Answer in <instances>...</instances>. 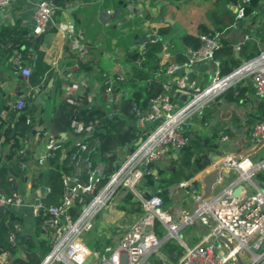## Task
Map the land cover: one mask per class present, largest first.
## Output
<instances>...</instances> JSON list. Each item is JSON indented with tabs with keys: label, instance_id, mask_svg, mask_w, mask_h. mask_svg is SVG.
Listing matches in <instances>:
<instances>
[{
	"label": "built area",
	"instance_id": "obj_1",
	"mask_svg": "<svg viewBox=\"0 0 264 264\" xmlns=\"http://www.w3.org/2000/svg\"><path fill=\"white\" fill-rule=\"evenodd\" d=\"M16 1L19 0H0V17H4L9 5ZM248 2L239 0L237 18L246 15L244 6ZM55 8L52 0H38L35 3L33 25L27 32L28 37L44 32ZM199 40L197 48L187 50L183 62H171L155 73V78L160 77L157 81L162 87L161 94L149 100L143 110L133 107L137 126L144 136L134 146L127 148L120 164L110 174L105 172L106 165L93 160L99 140L92 133L98 120L86 123L72 117L69 133L74 136L75 149L67 156L68 170L60 172L58 202L47 204L43 201L48 187H44L43 197L38 195L31 201L17 189H11L10 193L0 192V211L18 215L16 210L27 206L34 217L43 219L41 230L48 239L49 250L38 264H87L90 258L95 264H146L147 259L157 255L162 243L168 239L176 240L182 249L180 257L172 264H240V261L243 264H264V192L259 187V183L264 182L259 178V174L264 173V156L258 159L249 156L251 151L264 148V117H255L249 126L246 138L248 150L224 153L218 159L212 157L201 170L202 179L207 173L213 172L215 175L208 197H203L202 179L195 175L170 189L173 195L176 190L192 186V181L198 180L199 188L192 187L190 191L191 207H165L158 192L144 194L138 189L143 174L150 171L153 163L174 154L175 150L179 153L190 143L193 121L225 91L239 83L246 84L252 88L257 102L264 103V48L230 72L221 74L219 62L213 57L218 47L217 36L200 34ZM76 49L79 52L78 62H85L87 49L82 45H76ZM204 60H212L215 64V71L206 86L183 73L185 68ZM135 63L138 64L139 60ZM13 64L28 79L31 67L23 63L21 52L17 51ZM125 79L124 67L104 77L106 103L116 102L114 85ZM173 89L179 91L177 97ZM180 96L186 98L177 102ZM25 99V93L19 94L8 108L0 110V118H5L9 110L17 113L23 111ZM66 102L73 106L80 105L73 98H66ZM26 122L31 123L29 116ZM34 131L43 141V147L35 157L36 166L41 168V172L56 171L49 161L65 152L62 137L58 138L48 129ZM222 139L226 140L227 137ZM28 141L27 138L25 143ZM22 151L20 146L16 154ZM20 168L26 170L24 177L27 182V178H32L31 170L34 167L21 162ZM120 188H127L133 193L143 212L125 228L117 244L106 246L104 254L98 257L85 243L86 235L93 229L96 217L107 208ZM4 220L9 247L0 254V264H8L11 260L17 236L24 230L20 221L10 220L9 214L5 215ZM154 220L162 227L161 236L156 233ZM188 226H204L207 230L198 241L190 244L183 236Z\"/></svg>",
	"mask_w": 264,
	"mask_h": 264
},
{
	"label": "crops",
	"instance_id": "obj_2",
	"mask_svg": "<svg viewBox=\"0 0 264 264\" xmlns=\"http://www.w3.org/2000/svg\"><path fill=\"white\" fill-rule=\"evenodd\" d=\"M37 1L19 0L10 4L4 17H0V26L9 23L10 25L18 24L19 27H23L29 31L33 25V9ZM238 4L239 0L70 1L58 14L52 16L50 24H52L51 28L53 30L45 33L40 45V49L44 53L43 62L48 67V72L45 71L40 83L35 85L29 84V79H25L21 75L20 70L14 68L13 60L19 50L13 48L14 44L11 43L12 41L3 42L0 45V110L8 108L10 106L9 103L14 102L19 94L25 93L27 106L33 112L32 115L36 119L33 131L35 129H48L52 131L49 123L52 112V102L50 99L58 101L66 95L78 98V96L83 94L86 95V100L90 104L98 105L109 111L110 107L106 103L105 95L102 92L104 77L124 67L126 59L124 54L126 51H142L141 46L147 41H138L142 35L147 37L157 36V39L160 41L161 49L157 55L159 63L162 65L161 68L171 62H177L175 60L177 57L186 58L187 50L191 47L184 44L181 37L184 34L197 36L200 26H204L211 34H215L217 38L227 40L233 48V56L242 62L245 60L246 40L252 39L257 43L258 49L264 48V40L261 43L259 41L260 35H258L259 28H264V0H260L258 5L257 14H259V19L255 23H251L248 15H245L243 18H237ZM133 9L137 12H133ZM8 43H10V46H8ZM76 45H82L87 49L86 60L83 63L78 62L79 52L76 49ZM242 45L243 51L240 48ZM8 51H11L12 54L6 58ZM22 58L23 63L30 65L32 70L35 59L34 49L29 48L26 54H22ZM214 71V62L212 60H204L185 68L183 73L197 81L200 85L206 86L210 82ZM157 79L159 80L160 77H157ZM127 95L128 93L124 91L117 95V99L120 100L123 96ZM182 100L183 96H180L176 101L180 102ZM251 100L253 107L250 112L254 113L256 112V105L259 102H257L253 92H251ZM213 102L210 105L212 106V114L207 125L205 127L202 126L196 121L198 119L196 118L193 121L192 131L207 134L211 126L222 120L220 119L219 109L213 107ZM219 102H221L220 107L226 108L232 113V117L227 121L222 120L223 125L221 124L219 132L221 137L218 139L219 147L214 156L230 152L234 153L236 151L245 152L249 147L246 143V138L249 126L255 118L254 115H250L248 108L244 105L223 101L221 97L219 98ZM115 103L118 102L116 101ZM213 110L217 112L218 119L214 124L210 125L209 122L213 118V115H215ZM17 115L18 113L12 118V115L9 114L3 120L4 126L8 124L11 126L10 139L15 137L13 136L15 133L13 127ZM232 118L238 121L233 123L235 121ZM230 131H235L233 137L229 136ZM55 135L63 139L65 133L61 136L56 132ZM66 135L69 136L67 138L70 139L69 144L74 145V136L70 133H66ZM224 136L227 137L226 140L222 139ZM28 140L26 144L28 146L27 152H30L35 159L36 154L43 147V141L39 136L35 135V131L32 135L28 136ZM12 142L13 140L7 142L3 134L0 138V148L4 147L6 143L10 147ZM19 147V145L14 147L15 155ZM8 149L5 150L2 159L5 158ZM68 149L69 147H65V152L63 153L65 168H67V165L69 166V160L66 157ZM126 150L127 147L125 150H123V147L116 149L117 152H122V156L125 155ZM262 150L264 148L255 150L254 152L251 151L249 156L252 159L261 158L264 156ZM170 157L174 158L172 153L163 157L159 163L167 164ZM29 164L34 167L31 170L32 178H27V182L25 181L26 179L22 183L17 182V190L31 201L38 195L43 197L44 187L47 186H34V176L41 168L36 166L35 161ZM48 172L44 171L43 173ZM152 174H156L155 170L152 171ZM200 174L201 171H198L195 173V176L200 179L203 176ZM41 187H43V195L40 191ZM24 189L31 192V198L26 195ZM126 189L118 192L107 208L94 221L93 229L101 228L102 230V228H105V223H107L108 232L106 236L107 240L112 244H114V241L115 243L118 242L125 228L133 222L129 220L135 221L143 212L140 202L134 195L131 201L137 202L139 209L138 211L131 212L129 202L126 203L125 201ZM138 189L144 192V194H148V190H151L145 186L143 187L142 181L139 183ZM170 189L167 191L170 197L169 200L171 201L167 206L175 205L189 208L193 205L192 201L189 202L185 197L180 198V190H176V194L171 195ZM184 199L186 200V204L183 203ZM132 208H135V205H132ZM126 210H129V212H126ZM15 213L18 215L26 214L23 226L27 228L26 231L28 233L31 232L32 228H34V216L30 213L29 207L19 208ZM206 228L204 226H191V230L184 237L190 244H193L206 232ZM91 231L86 235L87 240L89 239L88 236L90 235L91 237V234H93ZM93 235L96 236L95 233ZM151 256L147 259L146 264H153ZM155 257L160 259L161 264H166V261L162 257L158 255H155ZM168 261L171 262V260ZM240 262V264H243L242 261Z\"/></svg>",
	"mask_w": 264,
	"mask_h": 264
},
{
	"label": "trees",
	"instance_id": "obj_3",
	"mask_svg": "<svg viewBox=\"0 0 264 264\" xmlns=\"http://www.w3.org/2000/svg\"><path fill=\"white\" fill-rule=\"evenodd\" d=\"M52 1L56 6L53 15H56L68 2L74 0ZM259 3L260 0H249L244 6L245 14L250 17L251 23H255L259 19V14H257ZM50 22L44 32L35 37H28L27 29L19 27L18 24L10 25L9 23L0 26V45L6 41H12L11 43L14 44L13 48H17L23 55L29 51V48L34 49V65L28 77L29 84L31 85L40 83L45 71L48 72V67L43 62L44 53L40 49V45L45 33L49 30H53ZM200 34H211V32L204 26H200L197 36L184 34L181 39L184 44L191 48H197L200 44ZM258 35H260L259 41L262 43L264 40L263 27L259 28ZM160 49V41L157 39V36H155L150 37V39L145 42L142 51L133 50L125 52L124 57L126 59L124 68L126 79L125 81L115 83L114 90L117 95L124 91H126L128 95L123 96L120 100L117 99L116 101L118 103H107L110 107L109 111L98 105L90 104L88 100H86V95L83 94L78 96V98L72 95H66L61 97L58 101L50 99L52 102V112L49 118L52 129L51 132L53 133V131H55L59 134L65 133L62 139V146L69 147L66 151V157L75 149L74 145L69 144L70 139H67L69 136L66 135V133L70 132L69 123L71 118L74 117L86 123L97 119L98 123L94 127L92 136L99 140V144L93 154V160L95 163H103L106 165L105 172L107 174L115 170L122 159L118 156V152L116 151L117 147L121 149V147L126 146L129 149V147L134 146L140 137L144 136L137 126L133 107H138L142 110L145 109L148 101L156 98L162 92V87L158 82L159 80L153 76L162 66L159 63V57L157 55ZM259 50L254 40L248 39L245 41V59L254 57ZM11 54L12 52L8 51L6 58L11 56ZM213 57L219 61V70L221 74L230 72L241 63L233 56V48L224 38H218V47L214 50ZM136 60H139L138 64L135 63ZM175 60L177 62H183L185 57H177ZM103 91L104 86L102 87V92ZM251 92L252 88L249 85L239 83L236 87L225 91L220 97L223 101L244 105L250 112L253 107ZM68 97H72L79 101L80 105H70L66 102V98ZM220 97L213 102V107L219 109L220 119L227 121L232 117V113L228 109L220 107ZM32 113L33 112L28 108L26 103L23 111L19 112L15 118L13 127L15 132L13 136L15 137L11 139L9 138L11 126L10 124L4 126L3 120L6 119L9 114L14 118L17 112L10 111L5 118H0V138L4 134L7 142L13 140L10 147L6 143L4 147L0 148V192L10 193L11 189H18L17 182L22 183L25 180L24 174L26 171L20 168V163L36 161L32 154L27 152L28 146L25 143L28 136L33 134L34 124L36 122ZM211 114L212 106H207L196 121L205 127ZM109 115L110 117H108ZM250 115H254V117H264V103H257L256 112H250ZM27 116L31 118L30 124L26 122ZM222 120L210 127L208 136L201 135L198 131L195 132L191 130L190 143L180 149L176 158L170 157L166 165H161L159 161L155 162L150 166V171L143 174L141 180L143 182V187L145 186L153 190L155 188L159 189L158 194L162 197L163 206L166 207L171 200H169L168 191L166 193H161L162 190H168L176 186L182 180L193 177L196 172L204 169L211 161L212 157L216 155L219 147L218 139L221 137L219 132L221 124L223 125ZM232 120L235 121V118H232ZM234 134L235 131L229 132L230 137H233ZM18 145L23 148V151L15 155L14 147ZM7 149L8 152L5 155L7 160L5 158L2 159ZM262 151L264 152V150ZM64 163L65 159L63 155H60L58 158H53L49 161V164H53L56 171H49L48 173L39 171L34 176L35 187L43 185L49 188V191L43 198V201L47 204L57 203L59 200L58 194L61 188L60 172L67 171L68 169L65 168ZM153 170H156L155 175L152 174ZM259 178L264 179V176L259 174ZM193 186L196 189L199 188L200 182L198 180H193L192 186H188L183 190L180 189L181 192H184L185 199H188L190 196V191ZM125 189L126 188H120L118 192ZM132 197V192L126 189V203L129 202L131 212L138 211V203L132 202ZM185 199L183 203L186 204ZM132 205H135V208H132ZM126 212H129V210H126ZM8 214L10 220L16 219L20 221L22 225L26 218V214L15 215L7 211H0V254L4 249L9 247L7 243V224L4 220L5 215ZM42 221L43 219L39 216L34 217V228H32V231L28 233L26 230H23V232L17 236L16 246L12 249V258L9 260L8 264H38L41 257L47 253L49 250V243L48 239L43 236L41 230ZM154 228L157 235L161 236L162 227L157 220H154ZM190 230L191 226H188L187 229L184 230L183 236H186L188 234L187 232ZM91 232H93V234L95 233L96 236L91 234V237L87 240V245L93 252L97 253L99 257L104 254V248L107 246V244H105L107 243V239L103 237L101 228L93 229ZM104 236L107 238L106 235ZM181 250V246L174 239L164 241L160 247V251L165 252L167 255L169 254L171 260L174 262L180 257ZM151 259L153 260V264H161L160 259L156 258L155 255H152Z\"/></svg>",
	"mask_w": 264,
	"mask_h": 264
},
{
	"label": "water",
	"instance_id": "obj_4",
	"mask_svg": "<svg viewBox=\"0 0 264 264\" xmlns=\"http://www.w3.org/2000/svg\"><path fill=\"white\" fill-rule=\"evenodd\" d=\"M133 12H137V11L133 9ZM149 39H150V37L142 35L138 41L142 42V41L149 40ZM240 48H241V51H243V45ZM172 92L175 94L176 97L178 96V93H179L178 90L173 89ZM185 98H186V96H183V99H185ZM37 101H39V99H37ZM213 112L215 113V115H213V118L210 120V122H209L210 125L214 124L215 121L218 119L217 112L215 110H213ZM108 117H110V115ZM12 132H13V129H12ZM59 135L63 136V133H61ZM125 148H126V146L123 147V150H125ZM177 154H178V150H175V152L173 154V157L176 158ZM118 156L120 158H122V152L121 151H118ZM219 156H220V154H218L217 156H213V158L214 159H218ZM155 173H156V170H155ZM214 178H215V175H214L213 172H211V173L205 174L204 178L202 179V183H203V187H202L203 188V197H208L211 194ZM259 187L264 192V182H260L259 183ZM194 188L195 187L193 186V189ZM40 191H41V194L43 195V187L40 188ZM156 192H159V189L155 188L154 190H150L149 191V193H151V194L152 193H156ZM166 192H167V190H165V189L161 191V193H166Z\"/></svg>",
	"mask_w": 264,
	"mask_h": 264
},
{
	"label": "rangeland",
	"instance_id": "obj_5",
	"mask_svg": "<svg viewBox=\"0 0 264 264\" xmlns=\"http://www.w3.org/2000/svg\"><path fill=\"white\" fill-rule=\"evenodd\" d=\"M201 134V133H200ZM201 135H206V136H208V133L207 134H201ZM161 165H166V164H163V163H160ZM261 175H263L264 176V173L263 174H261ZM184 188H182L181 190H183ZM151 190H153V189H151ZM24 191H25V193H26V195L28 196V197H30L31 198V192L29 191V190H27V189H24ZM148 191H150V190H148ZM180 193V198H182V197H184V192H179ZM188 200H189V202L190 201H192V199H191V195L188 197ZM179 201H180V199H179ZM179 204V203H178ZM129 221H134V220H129ZM96 229V228H95ZM24 230H27V228H25L24 227ZM107 223H105V228H102V235H103V237L105 238V239H107L104 235H106L107 234ZM100 233H101V231H100ZM87 237V236H86ZM90 237V235L88 236V238ZM102 237V238H103ZM102 240H104V239H102ZM85 243H87V239H85ZM105 244H107V246H114V244H117V243H115V241H114V244H112V243H110L109 242V240H107V243H105ZM106 247V246H105ZM158 256H160V257H162L163 258V260H165L166 261V264H172V263H175L174 261H172L171 260V258H170V255L168 254H166L165 252H162V251H159V253L157 254ZM168 260H171V262L170 261H168ZM88 264V263H87ZM89 264H95L94 263V261L92 260V258H90V261H89Z\"/></svg>",
	"mask_w": 264,
	"mask_h": 264
}]
</instances>
